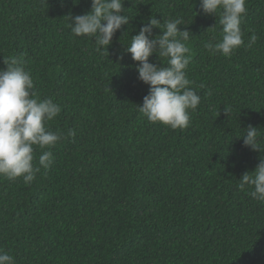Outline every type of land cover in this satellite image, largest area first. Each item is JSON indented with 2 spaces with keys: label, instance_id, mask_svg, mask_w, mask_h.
<instances>
[{
  "label": "trees",
  "instance_id": "obj_1",
  "mask_svg": "<svg viewBox=\"0 0 264 264\" xmlns=\"http://www.w3.org/2000/svg\"><path fill=\"white\" fill-rule=\"evenodd\" d=\"M123 7L129 24L101 54L65 17L91 0H0V69L23 58L39 98L61 107L50 130L76 132L30 184L0 177V250L15 264H264V203L238 188L264 158L241 137L252 125L264 143V0H246L243 39H257L230 57L204 48L221 25L200 0ZM151 16L191 33L186 76L201 101L183 130L138 109L149 85L126 47Z\"/></svg>",
  "mask_w": 264,
  "mask_h": 264
},
{
  "label": "clouds",
  "instance_id": "obj_2",
  "mask_svg": "<svg viewBox=\"0 0 264 264\" xmlns=\"http://www.w3.org/2000/svg\"><path fill=\"white\" fill-rule=\"evenodd\" d=\"M123 4L124 0H91L89 12L65 16L71 33L94 38L95 50L103 54L106 49L108 53L115 33L129 24V16L122 14L125 13ZM200 5L205 15H219L220 39L204 44L210 54L230 57L241 46L250 47L256 42L255 35L247 45L243 39L241 23L247 14L246 0H200ZM181 25L184 22L179 18L161 22L151 16L138 34L132 35L126 47L132 60L138 62V79L149 85V93L138 106L139 111L149 122L161 123L173 130L189 127L190 112L195 111L201 101L186 76L191 61L187 46L191 33L187 27L181 30ZM153 29H160V34L154 35ZM154 54L160 62L161 58H166L167 63L161 62L158 66L150 62ZM4 63L6 69H0V177L22 178L24 183L30 184L41 168L45 171L51 168L54 157L50 149L62 139L75 138L76 132L69 129L65 135L50 130V122L58 117L61 107L51 98H39L23 58L10 57ZM258 129L249 125L241 137L244 146L261 152L264 143ZM36 148L42 153L38 158L39 166L34 165ZM239 181V190L251 189V197L264 203V158H260L255 170L245 172ZM0 264H15L14 257L0 250Z\"/></svg>",
  "mask_w": 264,
  "mask_h": 264
}]
</instances>
